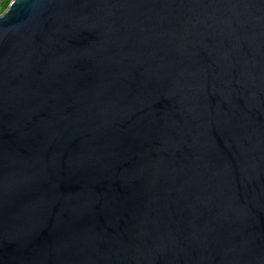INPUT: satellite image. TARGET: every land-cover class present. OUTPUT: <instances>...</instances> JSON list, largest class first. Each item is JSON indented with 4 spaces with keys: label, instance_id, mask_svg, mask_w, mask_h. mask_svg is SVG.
Returning a JSON list of instances; mask_svg holds the SVG:
<instances>
[{
    "label": "water",
    "instance_id": "1",
    "mask_svg": "<svg viewBox=\"0 0 264 264\" xmlns=\"http://www.w3.org/2000/svg\"><path fill=\"white\" fill-rule=\"evenodd\" d=\"M0 264H264V0H12Z\"/></svg>",
    "mask_w": 264,
    "mask_h": 264
},
{
    "label": "trees",
    "instance_id": "2",
    "mask_svg": "<svg viewBox=\"0 0 264 264\" xmlns=\"http://www.w3.org/2000/svg\"><path fill=\"white\" fill-rule=\"evenodd\" d=\"M10 3H11V0H5V1L3 2L2 9H7L8 6L10 5Z\"/></svg>",
    "mask_w": 264,
    "mask_h": 264
},
{
    "label": "rangeland",
    "instance_id": "3",
    "mask_svg": "<svg viewBox=\"0 0 264 264\" xmlns=\"http://www.w3.org/2000/svg\"><path fill=\"white\" fill-rule=\"evenodd\" d=\"M5 0H0V15H2L7 9H2V6H3V2ZM12 1V0H11Z\"/></svg>",
    "mask_w": 264,
    "mask_h": 264
}]
</instances>
